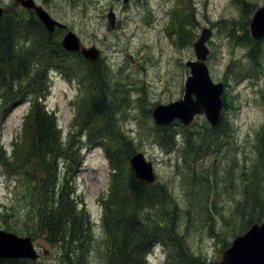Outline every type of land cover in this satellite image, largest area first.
Wrapping results in <instances>:
<instances>
[{
	"label": "rangeland",
	"instance_id": "rangeland-1",
	"mask_svg": "<svg viewBox=\"0 0 264 264\" xmlns=\"http://www.w3.org/2000/svg\"><path fill=\"white\" fill-rule=\"evenodd\" d=\"M33 1L63 28L47 33L38 18L35 17V20L20 10L16 0H0V7L6 11L12 8L15 10L7 12L11 15L13 35L7 44L11 48L10 54L21 55L45 48L59 54L58 49H61L64 52L60 60L63 65L74 73L80 64L87 73L92 94L94 72L91 71V63L82 56L84 62L81 63L76 53L64 50L61 41L70 32L78 38L82 47H95L99 51L100 70L106 72L109 88L114 91L117 123L106 129L94 123L93 132L107 137L115 134V131L119 132L125 146L129 148L124 158L127 159L131 153L127 160L129 167V159L133 154H143L152 165L155 183L167 190L170 202L167 212L175 214L172 218L175 219L177 234L185 242L188 254L200 262L205 261V264H219L222 251L231 245L241 226L246 223L238 219L231 221L226 229L222 225L233 207V196L230 193L236 194V198L240 196V178L254 158L248 145H253L257 136L264 133V43L261 44V54L256 62L257 70L250 71L244 78L237 76L234 74L236 69L229 68L230 63L239 61L243 68H251V62L246 56L247 50L236 45L234 48L229 47L218 24L221 20H234L243 25L244 18L247 16L250 19L264 5V0H128L126 3L123 0ZM181 7L180 15H177L176 10ZM109 11L114 13L116 23L112 31L106 32ZM204 28L212 32L206 44L214 56L207 59L209 76L214 83L221 82L225 86L223 97L226 109L222 113L231 130V135L225 141V148L229 147L230 152L227 156L222 153L216 168L219 180L223 182L225 179L223 185L218 184L221 197L217 207L222 221L217 218L215 223L220 231L219 238L205 235L211 223L203 197L205 189L197 191L199 200H188L173 170L174 156L162 152L152 141L158 128L154 124L152 111L157 105L182 98L184 84L189 76L185 64L195 60L192 46ZM3 30H0V35ZM238 31L235 28L234 34ZM45 73L49 83L48 94L43 101H39L44 103L46 110L53 113L62 141L66 144L72 140L78 146L80 156V163L66 179L73 184L70 195L80 206H84L88 218L84 236L85 240L86 236L88 239L90 237V242L85 241L89 249L85 259L81 260L83 264H104L109 257L110 234H117L114 222L102 216L110 187L111 165L105 158L101 144L93 137L83 135L69 138L76 110L77 79H69L49 68ZM29 109V104L18 103L3 118L0 110V148L6 157L13 154L18 160L26 154L22 147L29 135L26 126L28 117H25ZM194 124L208 125L203 115L197 116ZM180 126L183 127L180 123H173L169 127L181 130ZM17 138L23 140H18V150H15L12 146ZM177 140V144H180ZM113 143L117 145V142ZM211 162L216 163L213 154L205 156L201 164L207 167ZM64 171L59 166L60 174ZM258 175L264 179L263 168ZM233 178L235 183L229 181ZM29 186L26 180L15 177V174H5L0 168V230L7 232V226L17 230L22 228L23 221L19 218L25 217L27 209L19 200ZM251 191L260 192L257 186ZM140 216L143 218L142 214ZM24 236L29 234L22 233L21 237ZM34 246L40 254L46 251L43 264H66L62 261L59 247L50 248L41 237L35 238ZM161 250L162 245L159 243L152 246L148 252L150 254L145 258L147 264H160Z\"/></svg>",
	"mask_w": 264,
	"mask_h": 264
},
{
	"label": "trees",
	"instance_id": "trees-1",
	"mask_svg": "<svg viewBox=\"0 0 264 264\" xmlns=\"http://www.w3.org/2000/svg\"><path fill=\"white\" fill-rule=\"evenodd\" d=\"M181 10L182 7L176 10L177 15H180ZM6 15L4 13L0 19V30H3ZM185 22L188 23L186 20ZM243 22L244 24L240 25L234 20H221L218 24L221 35L229 47L234 48L236 45L247 50L246 56L251 62V68H243L239 61L231 62L229 66L235 68L234 74L242 78L248 76L250 71L257 70L256 62L261 54V44L264 43V39L255 41L251 38L248 29L250 19L247 16ZM235 28L239 30L236 34ZM5 44V38H0L2 118L21 101L30 102V109L25 116L28 117L26 126L29 135L22 147L26 150L25 156L18 160L13 154L6 157V153L3 154L0 148L1 170L5 174H15V177L26 180L30 185L19 200L27 209L25 217L19 218L21 222L23 221V226L20 230L7 226V232L21 236L22 233L29 234L34 240L41 237L51 246L50 248L59 247L62 261L66 264H70L72 260L73 264H83L81 259H85V253L89 249L85 241L90 242V237L88 239L86 236L85 240L84 236L88 225L85 208L75 202L74 197L70 195L73 184L71 180L66 179L80 163L78 146L74 145L72 140H68L66 144L62 141L53 113L46 110L44 103L41 104L39 101L48 94L49 83L45 72L49 68L61 71L67 78H75L78 82L74 124L69 138L83 135L87 138L93 137L105 148L106 157L114 171L103 207V217H109L114 222L117 234H110L109 257L104 264H147L146 254L156 243L161 244L166 251L164 264H205V261L200 262L188 254L185 242L177 234L175 219L172 218L175 214L167 212L170 209V202L166 188L156 183L146 184L135 178L127 164L131 153L127 159L124 158V153L129 151V148L125 146L122 135L115 131V134L107 137L93 132L94 123L97 125L99 123L104 129L111 128L117 123L114 114V91L110 90L107 74L100 70L99 64L90 65L91 71L94 72L91 94L87 73L78 63L75 64L77 69L74 73L63 65L60 60L64 52L61 49H58L59 54L45 48L42 51L14 55L10 54L11 50L8 52ZM209 56L214 57L211 52ZM77 59L81 63L84 62L78 54ZM222 100L224 110L226 109L224 97ZM180 129L158 127L152 141L162 152L174 156L173 170L180 189L188 200H199L197 191L200 188L205 189L203 197L207 204V215L211 220L205 235L219 238L220 231L215 223L217 218L222 221L217 207L221 197L218 184L223 185L225 179L223 182L219 180L216 168L222 153L227 156L230 152L229 147L225 148V141L231 135L230 125L224 120L222 113L214 128L193 123L189 127L180 126ZM177 139L180 144H177ZM18 140L23 138H17L12 146L15 150H18ZM113 142H117V145ZM248 148L251 149L254 158L250 160V167L245 168L240 178V196L236 198V194L230 193L233 196V207L222 223L226 229L231 221L239 219L243 223L246 222L235 236L242 235L253 224H259L264 219V179L258 175L259 170L264 169V133L259 134L255 143L253 145L250 143ZM210 154H213L216 163L211 162L209 166L204 167L201 161ZM59 166L65 170L62 174L59 172ZM71 176L74 177V174ZM229 181L235 183L234 178ZM254 186H257L260 192L252 193ZM64 257L69 259L66 260ZM42 259L36 261L0 259V264H43Z\"/></svg>",
	"mask_w": 264,
	"mask_h": 264
},
{
	"label": "water",
	"instance_id": "water-1",
	"mask_svg": "<svg viewBox=\"0 0 264 264\" xmlns=\"http://www.w3.org/2000/svg\"><path fill=\"white\" fill-rule=\"evenodd\" d=\"M128 0H123L126 3ZM21 7L35 12L38 20L50 33L55 27L63 28L33 0H16ZM3 10L0 8V18ZM115 16L112 12L107 15L105 31L114 29ZM249 32L254 40L264 37V5L253 14L249 23ZM211 37V30L204 28L199 38L193 43L194 61L186 62L189 76L184 84L183 97L167 105H158L152 111V118L157 126H168L178 120L184 126L191 124L196 115H204L211 128H214L219 119L222 107L221 95L223 85L213 83L209 77L206 59L209 50L206 47ZM65 51L79 53L90 62L99 61V51L95 47L84 48L78 38L68 32L61 41ZM134 176L141 182L152 184L155 176L151 163L147 162L141 153H135L129 159ZM46 254V253H45ZM38 254L29 237L0 231V259H19L34 261ZM219 264H264V220L253 224L244 234L233 239L231 245L221 253Z\"/></svg>",
	"mask_w": 264,
	"mask_h": 264
},
{
	"label": "flooded vegetation",
	"instance_id": "flooded-vegetation-1",
	"mask_svg": "<svg viewBox=\"0 0 264 264\" xmlns=\"http://www.w3.org/2000/svg\"><path fill=\"white\" fill-rule=\"evenodd\" d=\"M15 6H17V4H15ZM18 7L20 8V10H22V11L25 12L26 14L32 16V18L36 20L37 17H36V15H35V12H34V11H32V10H26L25 8L21 7L20 4H18ZM21 8H22V9H21ZM2 9H3V14H4V13L7 14V12L9 13V12H11V11H15L14 8H12V9H10V10H7V12H6V10H5L4 8H2ZM35 17H36V18H35ZM10 18H11V15L7 14L6 22H5V25H4V29H5V31L3 30V34L0 36V38H5V40H6L5 47L8 49V52L11 50V48H10L7 44L9 43L10 38L13 37V35L11 34L12 30H11ZM7 24H9L8 27L6 26ZM6 28H7V29H6ZM56 30H57V29H55V31H56ZM55 31H54V32H55ZM18 33H19V32H18ZM4 34H5V35H4ZM22 35H23V34H22ZM4 36H5V37H4ZM19 37H20V36H19ZM20 38H21V37H20ZM21 40H22V38H21Z\"/></svg>",
	"mask_w": 264,
	"mask_h": 264
}]
</instances>
